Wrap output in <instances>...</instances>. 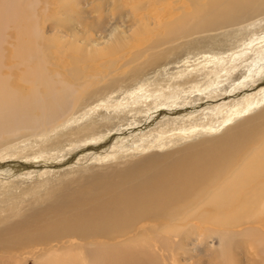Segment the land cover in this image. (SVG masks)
<instances>
[{"label": "bare ground", "instance_id": "bare-ground-1", "mask_svg": "<svg viewBox=\"0 0 264 264\" xmlns=\"http://www.w3.org/2000/svg\"><path fill=\"white\" fill-rule=\"evenodd\" d=\"M71 1L99 9L65 25L50 0H0V264H194V218L264 216V84L233 87L264 59V0Z\"/></svg>", "mask_w": 264, "mask_h": 264}, {"label": "rangeland", "instance_id": "rangeland-1", "mask_svg": "<svg viewBox=\"0 0 264 264\" xmlns=\"http://www.w3.org/2000/svg\"><path fill=\"white\" fill-rule=\"evenodd\" d=\"M144 0H124V4L126 5V9L127 11H134V12H138L139 10L136 8V6L139 3H143ZM50 2H55V0H50ZM107 5L108 7H113L115 4H112V0H107ZM72 3L71 0H63V1H57L55 3H52V6L60 4L62 5V13L60 14H56L54 13V11L51 12V16L54 18H60V22L61 24H67L70 23L71 20H73V22L78 23L77 19L81 18L83 20H91V17L94 14V10H98L99 9V5H91L90 6V11L87 12L86 8L89 7V3H82L83 6H81V10L78 8H74L76 6H73L74 4H72V8H70V4ZM130 7H132V9H130ZM106 8V6H105ZM151 8V7H149ZM72 9V11H71ZM107 9V8H106ZM105 9V10H106ZM80 10V11H79ZM105 10L104 13L105 14ZM73 12V13H72ZM76 12V13H75ZM109 14V10L107 9L106 11ZM113 12H115V9L113 10ZM77 19L75 18L76 15L74 14H78ZM93 13V14H92ZM106 17H104L103 20H107L105 19ZM89 24V28H91V24L90 22H87ZM102 20L99 22V24L95 23V26H92V29L94 31L88 30L86 31L85 34L87 33H92L94 36H98L99 34L102 33V35H105V38H107V33L108 31L105 30V28L107 27L108 22L106 21V26L104 28H102L101 24ZM57 31V29H52L49 30L48 36L50 37L51 34L53 32ZM98 38V37H97ZM53 41H55L53 39ZM51 51H54V49H52ZM53 58H56L55 56ZM257 65V64H255ZM243 79H245L244 82L240 83V82H236V84L233 86L234 88H237L238 93H244L247 92L248 90L252 89L253 86H259L261 84H264V59L259 61L258 66H254L252 67V69H250V71L247 72V76L244 77ZM247 89V90H246ZM260 112L259 110H257L255 112L258 113ZM221 114H219L218 116H221ZM254 116L251 115V117L249 119H251ZM226 127H232V125H230L229 123L225 125ZM130 128V127H128ZM205 132H208L207 129H204L202 134H204ZM256 130H254V135H255ZM256 136V135H255ZM142 142V139H145V137H135V139H138ZM197 138V137H195ZM203 137L200 136L201 139ZM125 139L128 138H121L120 140H118V142H121ZM203 139H206L205 137ZM256 142V140H255ZM254 142V148L255 151L254 153L248 157L246 156V158L240 162V160L238 162H233L229 165L228 169L225 170V172L230 173V178L229 180H237V176L238 179L242 178L247 172H255L254 171V167H255V155L257 153V145ZM140 143V142H139ZM203 147V146H201ZM178 148V147H176ZM153 149V148H151ZM147 153V154H142L143 155H148V154H154V155H161L163 153H161V150H151ZM173 149L167 150V151H171ZM152 151V152H151ZM166 151V152H167ZM138 157V156H137ZM136 158V157H135ZM132 160V159H130ZM19 161V160H18ZM118 161V160H117ZM123 161V160H122ZM127 161V159L125 160ZM115 162V161H114ZM114 162H108L106 164H110V166L114 165ZM113 163V164H111ZM11 164H13V167L17 168V164L15 162H11ZM105 164V165H106ZM15 165V166H14ZM237 166V168L235 167ZM101 167V166H100ZM104 168H106V166H103ZM108 168V167H107ZM15 170V169H13ZM7 172V171H6ZM12 173V171H9ZM8 172V173H9ZM223 171V173H225ZM226 173L227 177L228 174ZM214 174H217V172L215 171ZM237 174V176H236ZM215 182V179H212ZM221 180V179H220ZM220 180H219V184H216L214 187L211 185L209 186V189L207 190L206 193V197L207 199H211L214 197V195H210L208 194V191H215L218 189H221L224 187L223 184H228L229 181H224L223 183L220 184ZM238 182V180L236 181V183ZM232 183V182H230ZM208 186V185H207ZM238 196L241 197V192H239L237 194ZM198 211V208L196 209ZM240 216L243 217V223L241 224V221L239 223H236L235 221V225L232 224L231 222L227 223L226 227H221L220 225L215 226L209 223H204L203 225L199 222H197V220L192 221L193 223H195V227L191 228L190 234L188 237H186V242L183 245L180 253L184 250L185 254L184 256L191 261L194 264H210V259L212 257V253L214 250H216L219 245H225V249H226V254L227 256L232 259L234 261V264H251L252 262H254L255 264L258 263L259 261V256L256 253V243H254V233L255 230L260 228L261 225H264V220H262L264 218L260 217H250L246 214H240ZM205 228H211L214 231H207ZM249 230V231H248ZM250 230H253L252 235ZM262 234H264V231L262 232ZM253 239V240H252ZM221 240V241H220ZM224 242V243H223ZM223 243V244H222ZM191 256V258L189 259L188 257ZM217 262V260H213V264H215ZM29 264H34V261L31 259Z\"/></svg>", "mask_w": 264, "mask_h": 264}]
</instances>
